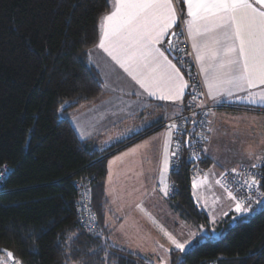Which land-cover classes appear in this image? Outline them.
<instances>
[{
    "label": "trees",
    "instance_id": "trees-1",
    "mask_svg": "<svg viewBox=\"0 0 264 264\" xmlns=\"http://www.w3.org/2000/svg\"><path fill=\"white\" fill-rule=\"evenodd\" d=\"M108 8V0H0V247L21 264H152L110 245L103 226L105 154L116 146L93 149L64 116L101 94L88 52ZM180 161L169 171L176 186L169 201L181 218L210 227L192 198L187 148ZM83 175L93 177L98 235L75 216L74 180ZM231 218L214 225L219 238L207 234L184 253L171 250L169 264H264V211L230 228Z\"/></svg>",
    "mask_w": 264,
    "mask_h": 264
},
{
    "label": "crops",
    "instance_id": "crops-1",
    "mask_svg": "<svg viewBox=\"0 0 264 264\" xmlns=\"http://www.w3.org/2000/svg\"><path fill=\"white\" fill-rule=\"evenodd\" d=\"M181 1L183 7H178L177 0H173V6L178 22L180 20L184 24L203 83L205 99L211 106L208 111L207 137L202 148V156L207 164L202 176L197 177L202 178L207 172L215 177L214 183L220 194L219 218L234 206L220 184L216 183L219 180L224 184L221 175L223 171L251 164L257 157L264 156V104H252L244 99L249 92L264 91V85L257 84L255 88L242 91L233 90L231 95L221 93L215 99L207 95L205 77L200 71L201 65L196 60V52L188 36L186 21L190 18L187 16V5ZM252 2L255 7H261L255 4V0ZM108 4L109 8L105 13L113 10L114 0H108ZM176 25L169 30L158 47L180 69L187 82L184 72L165 50L167 36ZM99 35L98 28V40L88 52V62L99 73L101 94L66 112L64 116L77 137L93 149L104 151L116 146L105 154L107 159L102 221L107 239L110 245L140 255L154 264L155 238L166 236L165 232L172 231V228L181 223L180 219H183L173 210L169 197L161 191L163 185L169 184L170 163L163 175V182L161 170L164 168V141L168 127L181 111L188 87L184 90L182 100L178 101L159 99V92L156 96H149L103 49L96 47ZM94 50L97 52V59L92 54ZM173 138L172 133L169 154L173 152ZM193 182L192 178V198L209 221L208 209L193 196ZM172 210L177 216L168 214ZM229 215L235 213L229 212ZM116 236H119L120 242L114 241ZM160 245L158 244V248H161ZM163 246L164 252L176 250L170 243Z\"/></svg>",
    "mask_w": 264,
    "mask_h": 264
},
{
    "label": "snow or ice",
    "instance_id": "snow-or-ice-1",
    "mask_svg": "<svg viewBox=\"0 0 264 264\" xmlns=\"http://www.w3.org/2000/svg\"><path fill=\"white\" fill-rule=\"evenodd\" d=\"M183 2L187 5V16L190 18L186 21L188 36L205 77L207 95L215 99L221 93L231 95L233 90L242 91L255 88L257 84L264 85V0H255V4L261 5L260 8L255 7L252 0ZM177 22L173 0H114L113 10L102 13L98 20L100 35L96 47L103 49L149 96H156L159 92V99L182 100L188 84L180 69L158 47ZM169 45H172L171 40ZM244 99L252 104H264V91L249 92ZM177 127L175 123L169 125L164 141L162 182L170 158L176 156V153L169 154L168 148ZM257 161L253 168L264 166V157H257ZM262 181L264 174L260 178L256 174L247 175L238 190L216 181L227 193L228 199L234 202L229 212L235 215L226 221L230 228L238 223H249L258 211H264ZM196 187L194 181L193 188ZM161 191L167 195L169 186L163 185ZM229 212L222 213L219 218L209 215L211 233H216L214 225L225 220ZM208 231L201 225L183 242L167 232L165 235L170 245L184 253L188 247L207 236ZM7 256L11 257L12 253H7ZM13 264L21 262L13 261ZM161 264H167V261L161 259Z\"/></svg>",
    "mask_w": 264,
    "mask_h": 264
},
{
    "label": "built area",
    "instance_id": "built-area-1",
    "mask_svg": "<svg viewBox=\"0 0 264 264\" xmlns=\"http://www.w3.org/2000/svg\"><path fill=\"white\" fill-rule=\"evenodd\" d=\"M173 31L170 46L175 56V62L182 67L188 82V89L183 101V107L178 115L172 120L178 127L173 131V152L175 158H170V169L180 164L184 148H187V167L191 178L202 176L204 169L200 167V159L203 145L206 141L208 124L209 103L205 99L203 83L196 67L192 49L190 47L184 24L179 20ZM187 141V143H186ZM258 163V161L254 162ZM242 165L232 169H225L222 175L223 183L238 190L239 184L247 175L256 174L260 178V166L253 168L252 165ZM236 171L233 172L232 170ZM0 184L5 179V170L0 169ZM93 177L80 176L74 180L77 196L74 204L76 219L83 230L92 235H98L101 228L97 221V214L91 202V183ZM174 183L169 182L167 196L170 198L175 191ZM247 192V188L244 189ZM94 217V219H90ZM91 229V231L89 230Z\"/></svg>",
    "mask_w": 264,
    "mask_h": 264
},
{
    "label": "rangeland",
    "instance_id": "rangeland-1",
    "mask_svg": "<svg viewBox=\"0 0 264 264\" xmlns=\"http://www.w3.org/2000/svg\"><path fill=\"white\" fill-rule=\"evenodd\" d=\"M93 49V48H92ZM96 50V49H95ZM93 51V56H95V58L97 59V52ZM200 178V179H199ZM195 183L197 184V187L195 189H193V196L196 198L197 201H199V203H201L202 206L206 207V209H208V214L216 216L218 215V213L220 212V205H219V199L217 200V198H219V193L217 191V187L214 183V179L215 177L210 175L209 172H207L205 174L204 177H194L193 178ZM204 184V186H203ZM169 185V184H168ZM219 190V189H218ZM257 208H259V206H257ZM174 210V209H173ZM168 211V214L171 216H177V213H175L174 211ZM234 215H232L233 217ZM181 223H179V225L175 228H172V231H167V233L172 234L174 233L175 237L180 240L181 242H183V240L187 239L189 237V235L196 231L201 225H195L192 222L189 221H184L183 219H180ZM188 222V223H187ZM212 226L210 227H206V229H208V234H209V238L212 240H215L217 238L220 237L222 232L216 231V233H211L210 229ZM173 235V234H172ZM155 246L156 249L153 251V253H155L153 255V262L154 264H161V259L167 261L168 263V259H169V251L164 252L163 248H158V244H163L166 245L168 243H170L168 241L167 236H158L155 238ZM115 242H120L121 240H119V236H116V239L114 238ZM149 259V258H148ZM160 259V260H159ZM0 264H9V260L3 255L0 254ZM222 264H239V260L238 259H226L222 262Z\"/></svg>",
    "mask_w": 264,
    "mask_h": 264
},
{
    "label": "water",
    "instance_id": "water-1",
    "mask_svg": "<svg viewBox=\"0 0 264 264\" xmlns=\"http://www.w3.org/2000/svg\"><path fill=\"white\" fill-rule=\"evenodd\" d=\"M173 32H174V31L172 30V31L168 34V36H167V42H166V45H165V50H166V52L171 56V58L175 60V56H174V54L172 53V50H171L170 45H169V40L172 39V36H173L172 33H173ZM186 143H187V141H186ZM9 252H10V251H8V250H6V249L0 247V253H1V254H4V255L8 258V260L11 262V264H13V261H16V260L14 259L13 254H12L11 257H8V256H7V253H9ZM10 253H12V252H10Z\"/></svg>",
    "mask_w": 264,
    "mask_h": 264
}]
</instances>
